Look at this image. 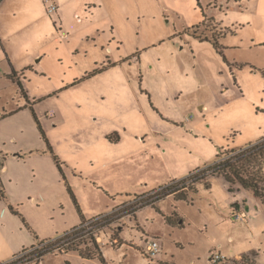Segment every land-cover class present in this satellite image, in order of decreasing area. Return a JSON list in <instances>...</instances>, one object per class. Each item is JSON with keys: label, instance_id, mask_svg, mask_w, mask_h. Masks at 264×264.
Masks as SVG:
<instances>
[{"label": "rangeland", "instance_id": "rangeland-1", "mask_svg": "<svg viewBox=\"0 0 264 264\" xmlns=\"http://www.w3.org/2000/svg\"><path fill=\"white\" fill-rule=\"evenodd\" d=\"M56 1L53 15L42 0L5 2L6 46L17 63L26 52L33 62L31 94L52 95L37 121L0 55V264L71 230L80 218L71 192L81 213L109 216L98 246L106 264H151L147 237L163 246L155 264H214L217 251L226 257L217 264H264V204L239 184L209 176L178 184L186 200L154 203L258 145L244 175L264 193V3ZM237 208L246 221L231 217ZM60 239L64 252L43 264H102L79 254H98L90 236ZM38 253L14 264H38Z\"/></svg>", "mask_w": 264, "mask_h": 264}, {"label": "trees", "instance_id": "trees-1", "mask_svg": "<svg viewBox=\"0 0 264 264\" xmlns=\"http://www.w3.org/2000/svg\"><path fill=\"white\" fill-rule=\"evenodd\" d=\"M199 4V2H198ZM217 43H215V46L217 47ZM20 88L22 89V86L20 83H18ZM35 119L38 121L35 113H34ZM40 127V126H39ZM41 128V127H40ZM259 147L255 146L250 148V149H246V150H241L239 153H237V155L235 156H231L230 158L223 160L221 162H216L214 163L212 166H209L208 168L199 171L196 175L194 176H189L177 183H174L162 190H165V193H162L160 195H158V197L156 198L155 202H158L162 199H164L165 197H168L170 195H176V198L178 199H182V200H186V197L184 195H180L183 192H185L186 186H183L181 189H178L177 186L178 184H182V183H187L188 181H191V184H196L199 181H202L203 179H206L209 176H222L226 182L231 186V185H237L239 184L241 188L245 189V190H249L251 192H253V195L260 199L262 201V203L264 204V193L261 191L260 187H259V181L255 178V177H248L246 175H244V169H245V162H249L251 157L253 156V154L255 153V150ZM52 155L53 152L50 149ZM54 161L58 167V169L60 170V163L57 159L56 156H53ZM179 187V186H178ZM229 190L231 192H233V188L229 187ZM184 194V193H183ZM71 195L74 199V203L77 206L78 210L80 211L78 202L76 200V198L74 197V195L71 192ZM152 202V204H154ZM86 221L84 220L82 223H85ZM77 227L71 229L68 232H65L61 237H66L68 236V234L70 232L72 233H76L79 232L80 230H76ZM56 238L54 240H49L47 242H49V244L47 246H44L41 251H38L39 253V257L38 258H43L46 255L52 253L54 250H58L60 252H62V248L60 247V243H58L59 240H61L60 238ZM45 243V242H42ZM41 243V244H42ZM95 244V243H94ZM96 245V244H95ZM96 248L98 249V254L97 255H92L91 253H85V252H79L80 256L83 258H99L100 261L102 262V264H106L102 251L98 248V245H96Z\"/></svg>", "mask_w": 264, "mask_h": 264}, {"label": "built area", "instance_id": "built-area-1", "mask_svg": "<svg viewBox=\"0 0 264 264\" xmlns=\"http://www.w3.org/2000/svg\"><path fill=\"white\" fill-rule=\"evenodd\" d=\"M1 1V0H0ZM46 11L49 15H53L58 12V6L54 0H42ZM49 115L51 117L54 116V112H50ZM199 171H196L194 173H191L190 176H194ZM158 191L155 193L157 194ZM234 220L237 221H246L247 219V213L244 209H235L231 216ZM109 216H98L95 219L86 221L85 223H81L79 226H77L76 230H80V234H85V236H90L93 243H95L98 246H101V244L105 245L103 242L102 236L100 235V232L103 227H105L106 221H109ZM111 245H118V239L112 238V241L110 242ZM49 242L42 243L38 245L37 247H32L31 249L24 250L19 255L14 257L9 263L7 264H14L15 261L21 260L25 256L31 254L32 252H38L40 251L44 246H47ZM143 247H141V254L142 256L151 264H155L156 260L160 257V255L163 252V246L161 244V241L159 238H146L143 241ZM102 249V248H101ZM64 252V250H62ZM214 264L220 263L222 261L226 260V257L222 255L220 252H213L211 259ZM38 264H43L42 258L37 259Z\"/></svg>", "mask_w": 264, "mask_h": 264}, {"label": "crops", "instance_id": "crops-1", "mask_svg": "<svg viewBox=\"0 0 264 264\" xmlns=\"http://www.w3.org/2000/svg\"><path fill=\"white\" fill-rule=\"evenodd\" d=\"M5 2H6V0H1L0 1V55L1 56H4L5 59H7L8 63H9L10 73L8 74V77L11 78L13 81H16L17 84L18 83L21 84V86H22V89L20 88L21 89V95L24 98V101L27 104V106H29L31 108V110L34 111V113H35L36 106L38 104H40V102L42 100H44L47 97H50L52 94L51 95H44V96H42V95L41 96H36V94L35 95L34 94H31V92L28 89V84L30 83L29 80H31V78L29 77L28 74H32L33 71H34V66L32 65L33 62H29L28 61L29 57H28V53L26 52L23 56H24V58L27 59L26 60L27 62L26 63H23V64H21L20 62L17 63L13 59L12 52L6 46V44H5V37H4V34H3L4 32H2V26H4L5 23H7L8 21H10V18H11L10 17V13H12V12L9 13V10L10 9H9V7H7L8 5H5ZM55 2H57V1L55 0ZM261 3H264V0H261ZM56 4H58V3H56ZM36 57H38V56H36ZM49 113L50 112L47 113V116H50ZM0 116H1V118H4L5 117L3 115H0ZM50 149H51V147H50ZM52 152H53V150H52ZM52 156H54V152H53V155ZM162 203H163V201L160 202V203H158L159 204V210L160 211H161V204ZM12 208H13L12 206L9 207V209H12ZM79 208H80V206H79ZM5 213H6V210H4L2 213H0V218L3 217L5 215ZM79 213H80L79 220L75 224H73L71 226L72 228H70V229H73V228L79 226L84 220L85 221H89L93 217V216H90L89 217V216H86L85 214L81 213V209H80ZM65 232H67V231H65ZM65 232H63V233H65ZM122 247H124V245ZM102 250H103V248H102ZM14 257H16V256H14Z\"/></svg>", "mask_w": 264, "mask_h": 264}]
</instances>
